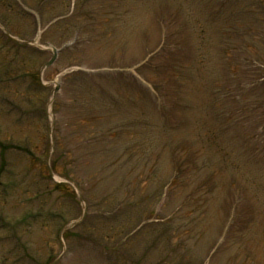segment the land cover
Listing matches in <instances>:
<instances>
[{
    "label": "rangeland",
    "instance_id": "rangeland-1",
    "mask_svg": "<svg viewBox=\"0 0 264 264\" xmlns=\"http://www.w3.org/2000/svg\"><path fill=\"white\" fill-rule=\"evenodd\" d=\"M254 1L91 0L88 24L103 30L82 42L91 46L86 63L133 62L146 41L176 45L142 71L149 78L157 72L146 99L136 72L75 79L56 90L70 69L64 62L79 48L46 69L54 47L41 46L40 37L25 48L0 45V139L34 145L30 156L15 147L0 151V264H108L95 242L62 237L66 228L82 231L83 210H92L81 194L90 188L121 201L133 176L150 178L154 188L159 179L169 185L176 173L178 187L163 195L165 218L185 222L188 233L202 229L189 237L200 256L220 239L207 264H264V20ZM210 16L217 22L208 24ZM230 24L228 34L223 27ZM165 103L173 104L169 117ZM83 115L92 118L88 133L77 124ZM203 160L208 165L201 167ZM53 161L68 165L58 172H76L67 180L50 170ZM80 178L85 186L75 190L71 181ZM48 208L63 211L67 221L54 217L45 226V215L30 217Z\"/></svg>",
    "mask_w": 264,
    "mask_h": 264
},
{
    "label": "trees",
    "instance_id": "trees-1",
    "mask_svg": "<svg viewBox=\"0 0 264 264\" xmlns=\"http://www.w3.org/2000/svg\"><path fill=\"white\" fill-rule=\"evenodd\" d=\"M89 1L90 0H75L73 5L74 8L71 12L70 9L72 0H33V3L36 8H43L41 10L42 17L45 10L48 11L51 16L53 14H64L61 20L63 30H67V28L70 27L69 32L73 33L77 29H81L82 31L85 26V29H88L90 31L89 33L92 34L96 30L95 28L91 29L90 26L92 27L93 25L88 24V22L90 23L93 18V9L88 6ZM254 4L258 6L257 8L259 9V13H261L260 15L263 16L262 18L264 20V0H255ZM251 9L252 12H258L256 8ZM23 16H25V13H21L18 0H0V19L6 24L8 29L11 31L15 30V32L22 36L26 34L24 30L22 31L19 29L21 20L26 19V17ZM108 20L109 18H105V21ZM208 21V24H214V22H217L216 18L213 16H210ZM220 23H224V21ZM34 24L35 23H33V27ZM178 26L179 25L175 27L177 28ZM230 26L232 25L230 24L223 27L228 34L232 31ZM97 27L102 32V25V29L101 27L99 28L98 25ZM27 34L31 33L27 32ZM165 34L166 33L162 32V37H164ZM146 42L143 54L137 58H142L143 55L147 53V48H150V42ZM231 42L232 40L229 43ZM261 42H264V40H261L260 43ZM163 49H165V47H163ZM162 55L163 53L155 58H153V55L148 60H144L141 67H144L145 65L148 67L149 64H153L154 60ZM199 59V62H204L201 56H199ZM259 65L261 70L264 69V62L261 59H259ZM154 68L156 67H151V69ZM238 72L239 70L237 73ZM155 74L157 75V72L154 71L151 78L147 76L151 81H153L154 88L157 85V81H155L154 78ZM88 76L89 74L87 73L75 72L74 74H70L69 78L72 80L81 79L86 81L88 80ZM260 78L263 79L264 74H262ZM143 91L142 96L144 99L152 94L150 89L146 88ZM85 96H87L89 102L91 97L88 93L85 94ZM87 105V110L85 109L84 111L85 115L89 112V103ZM161 109L164 110L166 116L169 117V113L173 111V106L172 104L170 105L169 103H165L162 105ZM85 115L78 119L77 124L81 131L88 133L90 131L89 128L92 127V118H90V115ZM81 131L79 133H82ZM46 146L48 145L46 144ZM0 147L2 149L9 148L7 144L2 142L0 143ZM21 148H24L25 152L28 154L33 151L30 146L29 148L26 146ZM61 152L65 153V150ZM75 163L78 162L76 161ZM51 164L57 172L58 165H61V168H65V170L66 166H68L60 161H53ZM65 170H60L58 173H62L70 177L76 172L73 168L71 169L72 174L69 175L65 172ZM206 179V176L202 179V183L204 185L207 183ZM180 181V175L176 173L169 185H167L165 181H161V179H159L157 181L159 185H155L153 188L152 182L154 181L150 178H145V176L142 175L133 176L129 185L126 187V195L124 194L121 201L117 200L112 195L110 196L104 193L92 194L89 192L90 188H87L83 192V196L87 198V201L90 204L103 212L101 220L93 222L92 215V217H89V221L92 222L84 225L86 231L80 230L73 233H71V231H66L65 236L70 239V241L72 238L73 241V239L76 238L83 240V238H87L88 235H91L92 240L99 244V254L102 256L103 260L105 258L108 261V264H204V256L206 253L204 256H200L194 246L189 245V237L192 239L194 234L202 235V229H196L194 232L188 233L187 229H183L181 227L185 222H174L173 218L171 220H167L165 218L167 214H165V210L163 208L165 206L163 195L166 194L170 188H177ZM78 182L80 186H84L81 178ZM156 205L162 207L157 210L155 209ZM190 215L191 214H188V216ZM83 222L85 223V221ZM198 239L199 238H197V240Z\"/></svg>",
    "mask_w": 264,
    "mask_h": 264
}]
</instances>
